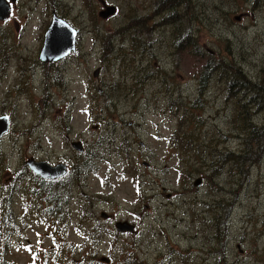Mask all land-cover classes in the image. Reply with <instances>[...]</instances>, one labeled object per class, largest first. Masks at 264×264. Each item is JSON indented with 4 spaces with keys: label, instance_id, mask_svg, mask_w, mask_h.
<instances>
[{
    "label": "rangeland",
    "instance_id": "obj_1",
    "mask_svg": "<svg viewBox=\"0 0 264 264\" xmlns=\"http://www.w3.org/2000/svg\"><path fill=\"white\" fill-rule=\"evenodd\" d=\"M100 1L115 12L100 17ZM158 2L14 0L0 20V115L9 126L0 183L18 180L15 231L0 243L5 264H264V150L246 176L222 164L241 147L235 106L247 96L218 76L197 89L210 57L264 92V0H187L167 20ZM52 11L76 29L75 50L42 62ZM248 107L264 122V100ZM28 158L66 164L61 221L30 194ZM80 161L89 169L68 180ZM117 221L133 232L117 231Z\"/></svg>",
    "mask_w": 264,
    "mask_h": 264
},
{
    "label": "trees",
    "instance_id": "obj_2",
    "mask_svg": "<svg viewBox=\"0 0 264 264\" xmlns=\"http://www.w3.org/2000/svg\"><path fill=\"white\" fill-rule=\"evenodd\" d=\"M186 1L187 0H163V2H161L159 0L158 5L161 11L169 12V14L165 16L167 20L168 18L175 17V13L177 12L180 5ZM160 3H163V6ZM185 44L187 48L196 46V44L189 38H187ZM214 76H218L219 78L224 79V81L227 83L228 91L230 90V88H235V91H242L245 96H247L245 98V104H241L237 107L235 106V110H238L237 112L241 115V127L239 130V134L242 137L240 142L241 147L237 153L226 152L222 161V164H233V166L238 169V173L246 176L250 165L257 162L261 158L262 152L264 150V122H254L250 117L251 112H248L251 107L248 106H256L258 108L263 103L264 92L261 93V89H259L254 82H251L248 78H246L240 67L234 65L231 66L229 64L226 66L222 64H215L214 61H212V58L209 57V59H207L205 63L200 66L198 72L197 89L200 91V94L206 88L208 81H210V79H212ZM263 90L264 89H262V91ZM231 98H234L233 94L231 95ZM257 112L258 110L255 111V114ZM89 149L90 148H88V151H86V154L91 155L92 152L90 154ZM7 168L8 163L6 162V160H2V155L0 154V171L5 172ZM211 168L212 167H209V169ZM87 169H89V164H87V161L78 162L72 168L71 175L69 176L68 180H77L82 174L85 173V170ZM26 170L31 180L36 184L35 187L30 188V194L36 201H38L40 197H43L41 201L46 204V207L43 208V212L49 219H58V221H61V219L59 218L60 212L61 208L64 207V203L66 201L65 195H61L58 192V188L65 187L66 183L62 181L64 178L48 181L40 178L38 175L31 172L28 168H26ZM12 175H14V172H8L7 174L8 177H12ZM11 181L12 183H10ZM11 181L6 185L4 183H0V190L2 191V194L5 195V201L0 207V228L3 230V235L1 231L0 238V243H2L1 246H3L5 242H7V238L11 234H13V231H15V215L12 210V202L10 198L13 194V191L17 188L16 181L18 180L15 177ZM67 183L69 184V182ZM227 217L228 211L224 213L225 221ZM4 251L5 249L4 247H2L0 255L2 264L6 263L5 259L3 258ZM37 260H39V258H37ZM39 261H43V254L42 257H40ZM122 264L126 263L123 261Z\"/></svg>",
    "mask_w": 264,
    "mask_h": 264
},
{
    "label": "water",
    "instance_id": "obj_3",
    "mask_svg": "<svg viewBox=\"0 0 264 264\" xmlns=\"http://www.w3.org/2000/svg\"><path fill=\"white\" fill-rule=\"evenodd\" d=\"M14 0H0V20H5L10 12V3ZM103 9L98 12V15L105 18L115 12L113 5H106L103 1H100ZM235 20L239 19V16H234ZM76 31L63 19L52 14L50 23L44 33L43 44L39 51L38 59L42 62L55 61L69 54L74 50V40ZM96 71H94V74ZM8 117L6 115H0V139L8 131ZM74 149L81 151L82 147L80 142H72ZM24 164L29 168L31 172L38 175L44 180L58 179L67 173V169L64 163L50 164L45 160H37L34 158H28L24 161ZM199 179L194 180L193 185L197 186ZM115 228L119 232H133V226L126 221H117L114 224Z\"/></svg>",
    "mask_w": 264,
    "mask_h": 264
},
{
    "label": "flooded vegetation",
    "instance_id": "obj_4",
    "mask_svg": "<svg viewBox=\"0 0 264 264\" xmlns=\"http://www.w3.org/2000/svg\"><path fill=\"white\" fill-rule=\"evenodd\" d=\"M60 179V178H59ZM57 180V179H56Z\"/></svg>",
    "mask_w": 264,
    "mask_h": 264
}]
</instances>
